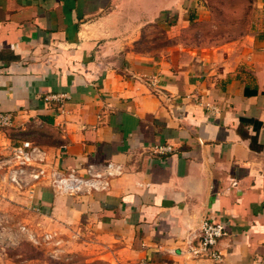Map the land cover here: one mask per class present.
<instances>
[{"label": "crops", "instance_id": "obj_1", "mask_svg": "<svg viewBox=\"0 0 264 264\" xmlns=\"http://www.w3.org/2000/svg\"><path fill=\"white\" fill-rule=\"evenodd\" d=\"M194 1L0 0V112L17 115L0 156L31 139L63 170L123 168L78 194L0 182L5 225L62 241L21 237L0 264H264V0L208 44L168 33L196 22ZM205 218L227 226L220 260L187 251Z\"/></svg>", "mask_w": 264, "mask_h": 264}, {"label": "built area", "instance_id": "obj_2", "mask_svg": "<svg viewBox=\"0 0 264 264\" xmlns=\"http://www.w3.org/2000/svg\"><path fill=\"white\" fill-rule=\"evenodd\" d=\"M66 98V93H50L45 96V101L56 102L58 110L63 113ZM206 106L216 110V107L210 103ZM16 116L12 112H0V127L13 126ZM174 149L173 145L165 143L156 145L153 151L166 154ZM122 172V165L112 161L100 165L89 164L84 173L78 172L75 168L60 169L53 162L49 150L31 139L14 143L7 153L0 156V182L17 190L28 189L30 192H33L34 187L43 181H47L55 191L67 194L102 190L108 188L110 180ZM34 208L37 211L41 210L39 206ZM226 234L227 226L224 222L205 218L198 234L189 237L187 251L194 257H211L220 260L222 252L219 243ZM3 237L7 240L4 241ZM21 237H25L35 245H59L62 242L54 232L38 234L25 224L12 229L5 225L0 215V249H5L6 245L19 244Z\"/></svg>", "mask_w": 264, "mask_h": 264}, {"label": "rangeland", "instance_id": "obj_3", "mask_svg": "<svg viewBox=\"0 0 264 264\" xmlns=\"http://www.w3.org/2000/svg\"><path fill=\"white\" fill-rule=\"evenodd\" d=\"M232 1L233 0H195L194 2L199 5L205 6V8L199 10L195 16L196 22L193 20L188 24H183L182 22L180 25H177V28L169 29V32H167L171 35H176L178 39L180 38L182 41L190 40L193 43H200L202 41L208 44L216 40L231 37L234 33L241 32L246 28L242 24L243 16L241 17L240 15L244 11H247L248 5L247 0H236L237 7L235 6L233 9L234 2ZM195 4H193L192 10H190L189 13L194 14V12L197 11ZM238 5L240 7H238ZM239 19H241V23H236ZM154 32L163 39L168 34L163 29L154 30ZM27 242L29 245H33L31 242Z\"/></svg>", "mask_w": 264, "mask_h": 264}]
</instances>
